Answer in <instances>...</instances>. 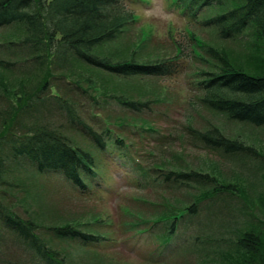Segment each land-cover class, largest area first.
<instances>
[{
	"label": "trees",
	"instance_id": "obj_1",
	"mask_svg": "<svg viewBox=\"0 0 264 264\" xmlns=\"http://www.w3.org/2000/svg\"><path fill=\"white\" fill-rule=\"evenodd\" d=\"M131 1L0 0V29H7L0 32V240L3 230L9 231L37 264H76L67 258L64 246H56L58 241L94 248L110 238L96 231L108 219L94 215L39 224L33 214L23 216L13 210L11 201L5 203L7 191L1 189L18 187L20 179H8V170L26 164L35 175H60L81 191L90 187L97 196L101 156L108 153L118 154L125 164L131 162L127 164L146 180L159 181L161 176L162 185L197 188L190 204L173 213L163 211L155 221L195 215L207 198L239 199L235 213L225 211L230 220L233 216L234 226L230 229L231 222L224 221L227 234L215 242L218 258L211 261L264 264V220L253 211L242 176L225 175L217 166L168 168V159L143 165L137 155L140 147L124 135L160 132L148 118L158 116L150 103L159 99L135 96L143 94L145 78L154 82L182 72L191 75L187 87L195 92L193 104L190 99L188 104L220 114L227 122L264 127V0H170L189 22L208 29L211 38L189 30L190 51L175 44V53L164 57L145 53L148 37L142 31L131 46H106L137 22L138 16L126 6ZM192 120L182 126L188 144L245 163L264 157L255 142L240 133H229L217 124L195 127ZM254 168L264 169V163L257 161ZM262 179L252 193L260 200ZM139 224L127 223L137 230ZM171 226L165 241L172 238Z\"/></svg>",
	"mask_w": 264,
	"mask_h": 264
},
{
	"label": "rangeland",
	"instance_id": "obj_2",
	"mask_svg": "<svg viewBox=\"0 0 264 264\" xmlns=\"http://www.w3.org/2000/svg\"><path fill=\"white\" fill-rule=\"evenodd\" d=\"M170 2H126L138 20L106 46L111 49L126 47L129 43L131 46L142 31L148 37L145 53L164 57L175 53V44L181 45L185 53L190 51L189 30L205 40L211 38L208 29L199 22H189ZM6 30L4 27L0 32ZM189 78L191 75L188 77L185 72L158 77L154 82L149 81L152 78H145L147 82L141 84L143 94H136L135 97L159 99L150 103L158 111V116L148 118L155 121L160 132L144 137L124 133L126 140L132 141L135 148L140 147L137 148V155L143 165L150 166L168 159V168L177 166L185 170H209L217 166L225 175L242 176L248 201L253 202V211L264 220V194L262 200L252 195L258 190V180L264 178V169L255 170L254 163H264V157L247 159L245 163L241 158H226L219 152L188 144L187 138H182V126L189 119H193V125L199 128L217 124L229 133H240L242 138L251 139L263 154L264 127L249 128L240 123L227 122L220 114L201 106H192L194 91L187 87ZM58 86L63 89L64 85L59 82ZM189 99L192 104H188ZM114 106L111 108L117 111ZM148 150L152 151L151 155L146 152ZM101 159L102 183L99 184L100 194L97 193V196L92 195L90 187L81 191L60 175H35L33 168L24 164L21 169L8 170L6 177L10 180L20 179L21 184L18 187L1 186L7 191L3 201H11L13 210L23 216L33 214L39 224L81 221L94 215L110 220L96 230L110 237L97 247L74 246L66 244L67 241L56 243L57 247L66 248L67 258L76 264H215L211 261L218 258L215 256H218L219 246L215 242L227 234L224 221L231 222L233 217L230 220L225 211L228 208L235 213L234 207L239 204V199H222L220 196L215 200L207 198L197 206L195 215L187 214L176 221L171 217L167 221H155L163 211L173 213L175 209L190 204L197 194V188L193 189L187 184L171 188L165 183L160 184L161 176L159 181H154V177L146 180L133 169L132 164H127L131 162L125 164V159H120L118 154L103 153ZM235 218H239L238 213ZM130 221L139 222V229L128 227ZM171 223L172 238L165 241ZM230 226L233 229L234 223L231 222ZM143 228L145 231L141 232ZM1 237L0 264H37L9 231L3 230Z\"/></svg>",
	"mask_w": 264,
	"mask_h": 264
}]
</instances>
